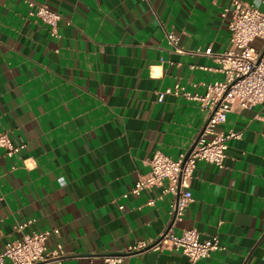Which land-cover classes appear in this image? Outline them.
<instances>
[{"label":"crops","instance_id":"0c3cea01","mask_svg":"<svg viewBox=\"0 0 264 264\" xmlns=\"http://www.w3.org/2000/svg\"><path fill=\"white\" fill-rule=\"evenodd\" d=\"M30 1L61 19L54 37L23 0H0V133L24 145L10 158L0 150V253L48 231L46 247L64 252L49 264H187L175 251L127 252L166 230L171 196L123 195L156 152L175 160L201 131L199 103L170 94L159 103L157 93L178 85L202 95L225 79L230 0ZM240 1L264 11V0ZM217 131L240 138L221 169L196 162L192 202L172 231L224 247L195 264H264V105L228 113Z\"/></svg>","mask_w":264,"mask_h":264},{"label":"built area","instance_id":"2783aa9c","mask_svg":"<svg viewBox=\"0 0 264 264\" xmlns=\"http://www.w3.org/2000/svg\"><path fill=\"white\" fill-rule=\"evenodd\" d=\"M23 1L28 9V15L49 27L51 35L58 37L60 15L46 5L35 4L30 0ZM225 13L230 15L229 48L218 60L221 64L219 71L225 75V79L206 84L202 95L185 92L178 85L157 93L159 103L169 94L181 95L188 101L199 103L205 120L187 152L175 160L156 152L148 162L149 171L140 176L133 188L123 195V198L129 194L138 196L152 188H160L163 195L171 196L167 210L169 225L166 230L149 245L138 244L128 247V253L142 249L175 251L187 259V264H195L210 257L214 252L224 250L216 237L200 241L195 229L184 230L175 235L172 227L183 219L186 209L192 202L190 183L196 162L204 161L221 169L228 142L240 138V133L217 131L225 123L227 114L264 105V11L240 0H230L223 10V15ZM165 36L173 51L182 54L183 51L178 46V37L173 33H166ZM256 38L262 42L259 50L250 46ZM195 54H201L199 48L195 50ZM204 54L210 55L209 51H205ZM23 147L22 143L14 145L6 133H0V150L5 158L12 157ZM21 229L22 226H18L16 230ZM52 232L58 235V230ZM50 234L45 231L22 235L18 240L6 244L0 253V264H49L52 261H60L64 257L62 246L57 244L49 249L46 247ZM120 261V258H105L108 264Z\"/></svg>","mask_w":264,"mask_h":264}]
</instances>
